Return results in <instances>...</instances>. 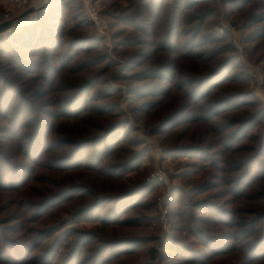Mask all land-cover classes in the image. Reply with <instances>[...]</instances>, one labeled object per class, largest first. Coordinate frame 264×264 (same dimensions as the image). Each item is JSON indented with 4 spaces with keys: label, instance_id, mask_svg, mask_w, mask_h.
I'll list each match as a JSON object with an SVG mask.
<instances>
[{
    "label": "trees",
    "instance_id": "trees-1",
    "mask_svg": "<svg viewBox=\"0 0 264 264\" xmlns=\"http://www.w3.org/2000/svg\"><path fill=\"white\" fill-rule=\"evenodd\" d=\"M122 1L117 61L79 0L0 37V264H264V106L211 0ZM222 4L264 83V0ZM139 124L182 160L146 262Z\"/></svg>",
    "mask_w": 264,
    "mask_h": 264
},
{
    "label": "rangeland",
    "instance_id": "rangeland-1",
    "mask_svg": "<svg viewBox=\"0 0 264 264\" xmlns=\"http://www.w3.org/2000/svg\"><path fill=\"white\" fill-rule=\"evenodd\" d=\"M8 2V0H6ZM39 0H31L30 4L26 6L24 9L18 11L15 9L9 2V4L13 7L14 12L11 11H2L0 8V24L15 19L22 11H24L29 6H35V3ZM80 1V0H79ZM96 9L99 12V15L105 23V32L102 35H98L95 31L94 27L91 24V30L88 32L89 35H92L93 37L102 40L103 45L106 47L107 55L111 60L117 61V58L115 54L112 52V45L110 41V29L108 26L109 19L106 17L101 16V11H108L111 14H115L116 7H122L124 5V2L122 0H92ZM223 0H211L209 4L207 3L206 6H204L205 9H213L214 11V29L217 30L219 33L225 32L224 30H220L222 25H229L231 28L230 32H225L229 36V42L231 44L232 49L235 51L237 58L242 65V67L245 69L247 75L250 77V84L249 87L252 91V94L254 97L264 106V83H263V73L261 69L254 64L248 57L247 51L245 50L244 46L241 43V37L240 33L233 27L231 24L228 23V21L225 19L224 15V7L222 4ZM81 4V2H80ZM112 6V9L109 8V6ZM115 5H117L115 7ZM82 7V6H81ZM83 11V8H82ZM12 13V14H11ZM84 13V11H83ZM3 15H5L7 18L3 19ZM85 16V14H84ZM86 17V16H85ZM32 19V16H28L24 18V20H21L17 23H15V26L18 27H24V23H29L28 21ZM87 19V18H86ZM88 20V19H87ZM34 22V21H33ZM23 25V26H22ZM9 35V34H8ZM3 37V36H1ZM232 41L236 42L240 49L242 50V55L239 54L234 47L232 46ZM22 81V80H20ZM19 82V81H18ZM16 82V83H18ZM20 82L23 88H30L33 89V84L31 82L24 83ZM138 128V131L134 134V136L142 142V144L137 145L136 147H144L145 152L140 156L139 162H138V171L143 175L144 179L142 180V183L144 185H155L154 188L151 190L150 196L145 197L147 201L150 200V207H148L146 215H147V221L144 222V224L141 225L140 234L141 237L144 240L143 249L140 252L138 256V261L140 262H146L149 259V250L154 249L155 251V257L159 255L160 249L158 248V243L162 241V237L165 235H168L170 233V223L167 218V210L165 207L166 199L168 198V195H170V192L173 187L182 186V180L179 176L180 173V166L182 164V160L179 159H167L164 161H160V149L158 146L157 141L155 138L148 137L144 132V129L142 127V124H139L138 126H135ZM135 146H131L133 149ZM135 148V149H138ZM158 171L162 172L165 176V181H157L152 177L155 173ZM131 178V180L135 179V173L129 172L126 175H124L122 178L120 177L119 181L125 182L126 177ZM130 181H126L125 184H129ZM163 211L165 212V217L167 220V225L163 227L161 221V216L163 214ZM154 218L151 220V218ZM95 223H85L81 224L86 229H91ZM150 237H157L156 240H150ZM152 264H159V262L156 260V258L153 259Z\"/></svg>",
    "mask_w": 264,
    "mask_h": 264
},
{
    "label": "built area",
    "instance_id": "built-area-1",
    "mask_svg": "<svg viewBox=\"0 0 264 264\" xmlns=\"http://www.w3.org/2000/svg\"><path fill=\"white\" fill-rule=\"evenodd\" d=\"M8 2L18 11L24 9L26 6H28L31 2V0H8ZM81 6L83 8L84 14L90 24L94 27L95 31L98 35H102L105 32V23H103L98 10L96 9L94 3L92 0H80ZM3 19H6L7 17L5 15L2 16ZM220 30H224L225 32H230L231 28L229 25L225 24L222 25ZM232 46L234 49L242 55V50L238 46V44L234 41H232ZM152 177H154L157 181H165V176L162 172L158 171L155 173ZM161 223L163 227L167 225V220L165 217V212L163 211V214L161 216Z\"/></svg>",
    "mask_w": 264,
    "mask_h": 264
},
{
    "label": "water",
    "instance_id": "water-1",
    "mask_svg": "<svg viewBox=\"0 0 264 264\" xmlns=\"http://www.w3.org/2000/svg\"><path fill=\"white\" fill-rule=\"evenodd\" d=\"M51 0H44L41 5L39 6H29L27 7L24 11H22L15 19L5 21L0 24V37L1 36H6L13 31L21 28L18 26H15V23L24 20V18L28 16H32V19L29 20L28 22L31 23L36 20V18L43 13L49 6ZM29 23H24V25L29 24ZM23 26V25H22Z\"/></svg>",
    "mask_w": 264,
    "mask_h": 264
},
{
    "label": "crops",
    "instance_id": "crops-1",
    "mask_svg": "<svg viewBox=\"0 0 264 264\" xmlns=\"http://www.w3.org/2000/svg\"><path fill=\"white\" fill-rule=\"evenodd\" d=\"M0 8L2 11H11L12 13L14 12L13 7L6 0H0Z\"/></svg>",
    "mask_w": 264,
    "mask_h": 264
},
{
    "label": "bare ground",
    "instance_id": "bare-ground-1",
    "mask_svg": "<svg viewBox=\"0 0 264 264\" xmlns=\"http://www.w3.org/2000/svg\"><path fill=\"white\" fill-rule=\"evenodd\" d=\"M43 1H44V0H39V1H37V2L35 3V5H36V6H39V5L42 4Z\"/></svg>",
    "mask_w": 264,
    "mask_h": 264
}]
</instances>
